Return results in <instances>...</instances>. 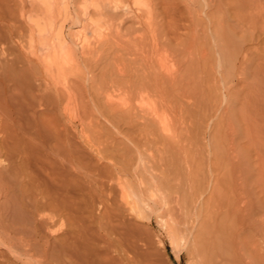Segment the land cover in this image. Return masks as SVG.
Masks as SVG:
<instances>
[{"label": "bare ground", "instance_id": "bare-ground-1", "mask_svg": "<svg viewBox=\"0 0 264 264\" xmlns=\"http://www.w3.org/2000/svg\"><path fill=\"white\" fill-rule=\"evenodd\" d=\"M80 1H81V3L79 4V8H80L79 10L82 11L83 16L87 14L89 9L92 10L91 12L93 14H98V16H99L98 19H93V18L89 17L90 20L88 18L87 19L90 22L89 21H87V22H89V24H91V26L95 32V36L96 35L98 36V38L100 40V45H101V42L104 40L103 34L107 30H109L108 33H106V34L111 35L112 27H114L113 22H114L116 15L111 16V15L107 14V11L109 9L118 8L120 4L121 5H124V3L127 4V1L129 2V0H80ZM132 1H133L134 6L137 5L138 7H140L139 10L136 9L138 11L137 13H139V14H137L135 16L136 20H137L135 24L139 27V29L138 28L136 29V33H135L134 37L133 36H132L133 38L130 37L128 41H125L122 39V37L120 35V30L117 29L116 34H117L118 41H116V43L118 44V47H119L118 50L119 51L122 50V52L125 51V53H126V51H127L129 54L131 53L130 55L133 56V58L130 61H132V60L133 61L130 62V64H132V65L134 64L135 66H134V68L131 66L128 67V65L126 64L127 62H124L127 59L125 57L121 56L122 58H124L126 60L123 59V61H122L121 57H120L119 63L116 64V62H115V65H116L115 68L117 71V76L120 77L121 79L115 77V79H112L111 82L110 81L106 82L105 80H108V79H106V77L105 78H104V76L100 77V78H102V81H100V82H102V84L100 83L99 87H98V85H97V87H98L99 91L103 90V92L98 93V95L102 96L104 98L103 101H104V104L106 107V108L104 107V111L107 109L106 110L107 113H105V114L112 116V117L116 116V118L117 117L122 118L119 120H122L123 123H124V121H125V123L127 121L126 124H128V120L135 122L134 118H136L138 116H141V117L143 116L144 119H146V115H148L153 109H157L158 107L160 108V106L170 109L172 111V116H173L172 121H171L172 126H173V134L171 137L165 138L162 141L164 143V148L168 147V149L170 148L169 150H171L172 147L174 149V146L177 147V145H178L180 147L182 135H183V132H185L184 128L182 131L181 122L177 116V114L183 115V112H182V114L179 113V112H181L179 110L183 111V109H182V107L180 108L177 106H176L177 107L176 108L174 106L175 105L174 103H176V101L179 99V97L176 98V96H177L175 94L176 87L180 86L179 84L182 83L183 81L185 82L186 81L185 79L187 77L186 78L184 77V76H186V74L185 75H182L184 73L181 74V70H183V68H182L183 66L179 69L180 72L179 71H177L176 73L173 72V74L171 72H170L171 74H168V73L164 74L159 70V67L161 64V59H162V52L161 51L164 50L161 47V44H160L161 42H159L160 41L159 40L160 39V37H159L160 36L159 31L160 30L159 29L161 26L159 27V25H157L158 21L156 20V18H154L155 15L153 16V18L145 16L146 14H144L143 10L146 11L147 8H149V7L144 9L140 6L141 3L143 6L144 0H132ZM228 1H229V3H231L233 0H227V2ZM238 1H236V2H238ZM250 1H253V0H241L242 3H239V4L241 5L245 2H247V5L243 4L244 6H246V9H247V7H248V9H250L249 7H251L250 11L252 10L253 14L251 12L250 13L248 12L249 14H251V15H249V14L248 15L249 16L253 15V17H251L249 19L255 20V17H256L255 21L259 22L260 19L262 20V24H261V22H259L260 24L258 23V25H260L259 26L260 30L258 29L259 36L262 37V35L264 36V3L263 2L261 3L258 0L257 3H260V5L258 7L257 4L252 5V2H251L250 4L253 7H255V9H254L251 5L248 4V2H250ZM31 2H32L31 4L34 8V9L32 8L33 10L32 9L31 10L34 11L33 12L34 14L31 13V14L26 16V18L28 17V24L30 26L29 44H31V43L33 44V42H39L37 47L40 46L43 51L46 50V52H47L44 55L45 57L43 56L44 58H41V57L37 58V64L44 66L43 67L44 71L43 72L40 71V74H36L37 71H35V70H37V69L34 68L35 66H33V64L31 63V61L28 57L29 53H27V55L23 59V62L25 63V65H22L24 63H22L21 60H19L21 62L20 64L22 65V67L17 66L18 59H19L18 56L20 55L19 54L16 57V53L18 52V50H17V48H18V46H17V39H18L17 35H19V33L23 31V29H21L22 31L19 30L21 28V27H19V22L21 20H19V17H18L19 16L18 12L20 13V11H18V10H20V9H18L17 3H19V6H21L20 3H22L23 4L22 7L24 9L25 0H19V2L17 0H0V264H156V262H154L155 261V259H154L155 254L153 253V252H155V250L152 249V247L154 248V246H152L154 242L152 241L153 243L150 244L149 242H151V241L147 240L148 241L147 242L145 240V239H148L149 237L144 239V237L148 236V233H144V234H146L144 236L141 235V234H143V233H141L142 232L141 230H143V232L144 231L146 232V227L143 226L145 230L142 229L143 227L141 225V221L145 218V216H148V219H149V215H148L149 213L145 211L147 209L146 207H148L149 204H152L153 208L154 207L158 208V206H159L157 203L158 202L157 201L158 196L162 197L164 195L166 199L167 198L170 199V197L172 195L171 192L170 193L166 192L167 190H168V192L170 191L169 188L166 187L167 190H164L166 192L165 193L163 191V188H165V187H163L164 185L162 184L164 182H166V183H168V182L164 181V180H166V179H164V180H162L163 182L161 183L160 181H161V179H163V177L161 176L162 178L159 180L160 177H158V175H152L151 174L150 177L146 178L147 176H145V172H144L145 170L143 172H139L138 168L140 166L138 165V166L134 167V166H132L133 164L132 165H126V166H124V168H120V169L118 168L117 165H115L117 167V169L115 168L116 170L114 172L111 171V170H114V165H113L112 166L113 169H109L108 170L109 172H107L108 174H106L103 170L107 171V168H109L110 166H108L106 169H103L106 166L104 164H103L104 166H102V165H100V163L97 164L98 161L95 162V164H97L95 166L93 163V161H95V158H93V156H91L90 153L84 151L85 149L84 150L82 149V146H81L80 141H79L78 125L70 124L73 122V120L71 122L66 121L67 123L70 122L69 123L70 125L69 124L65 125L64 123L62 124L61 121H59V119H58L59 117L56 118L55 115L57 113L55 115H54V113L58 112V109H60V111H62L61 114L63 115V117L66 114L69 115L70 113H72V115L73 114L76 115V117H79V118L81 116L85 117V114L87 113V109H86L87 107L84 104L85 101H83V97H82L83 95L79 94V91L81 90V88H78L77 87L78 85H75V83L77 82V81L75 82V79H76L77 75L80 74L79 73L80 72V65H82V63L81 64L79 63V57L81 55L84 57V56H86L85 53H88V54H91L92 60L98 61V60H100L101 55L99 56V54H97V53H99L97 51L99 46L96 48V50H94L91 43H89L90 41H88V37H87V39L82 38V42H80L76 46H71L67 42V36H66L67 33L64 32L63 21L66 22V20L69 19L70 8H72L74 4L76 5L75 0H31ZM145 2H146V0H145ZM72 3H74V4L72 5ZM210 3L211 2H209V4ZM147 4H148V2H147ZM149 4H150V2H149ZM209 4H208V6H209ZM226 4H228V3H226ZM232 4H234V3H232ZM219 5H221V7H223L222 2ZM240 5L237 7H240ZM244 6H243V8L245 9ZM143 7H145V6H143ZM233 7L236 8L235 6H233ZM73 8H75L74 11L73 10H71V11H73V12L77 11L79 13V10L76 9V8H78V6L77 7L75 6ZM219 9H220V7H218V10ZM244 9H242V11H244ZM136 10L134 11L135 14H136ZM215 10H217V9H214V12H215ZM221 10H223V9L221 8ZM170 11H171V9H170ZM35 12L37 14H35ZM149 13H150V11H149ZM88 14L91 15V13H88ZM24 15H25L24 13H21V17ZM81 15L79 16V14L76 13V20H74L75 25H76V23H77V25L79 23L80 24L82 23V21H81L82 16ZM151 15H152V13H151ZM173 15H174V13H173ZM243 15H241V13L239 14L240 17ZM254 15H255V17H254ZM118 16L119 15H117V17ZM257 16H258L259 20H258ZM80 17H81V19H80ZM211 17H213V15H211ZM243 17H245V15ZM213 18H215V17H213ZM215 19L217 20L218 18H215ZM243 19H245V18H243ZM247 19H248V17H247ZM236 21H238V20L236 19ZM59 22L60 23L62 22L61 24H63L62 25L63 27L61 25L60 26L58 25ZM175 23H176V20H175ZM193 23H195V22H193ZM211 23H212V21H211ZM217 23H218V25L220 24L219 22H217ZM248 23H250V22L248 21ZM254 23H256V22H254ZM253 24H252V26L255 25V24L254 25ZM169 25H170V23H169ZM248 25H247V27H248ZM170 26H172V24ZM214 28H213V32H214ZM250 28H252V27H250ZM68 29H70V28H68ZM193 29H191V30H193ZM24 31H23V36H24V34L26 35V33ZM134 31H135V29L133 30V32ZM169 31H171V30H169ZM221 31H222V29H221ZM216 32H220V31L218 30ZM228 33L229 32H227L226 34H228ZM226 34H225V36L227 37ZM257 35H258V33H257ZM216 36H217V38L222 37V36L218 37L219 35H216ZM259 36H257V37H259ZM69 37H70V35H69ZM229 37H231V36L229 35ZM251 37H250V42H253L254 40ZM257 37L255 38L256 40H257ZM262 38L264 39V37H262ZM20 40H21V38H20ZM79 41H81V40H79ZM221 41H222V39H221ZM230 41H232V40H230ZM230 41H228V42H230ZM228 42H226V43H228ZM233 42H235V41H233ZM218 43H220V45H221L222 42H218ZM236 43H237V41H236ZM262 44H264V43H262ZM228 45H229V43H228ZM78 47L81 50L80 55H78V52H80L77 49ZM103 47H105V46H103ZM236 47H237V44H236L235 48ZM29 48H30V46H29ZM231 49H233V48H231ZM30 50L33 51L31 48H30ZM221 50H222V48H221ZM236 51L238 52L239 50L236 49L235 52ZM37 52L38 51H35V53L33 52L30 54L33 55V54H36ZM222 52H224V50ZM262 52H264V49L262 50ZM262 52H260V53L262 54ZM43 53H45V52H43ZM224 53H226V52H224ZM239 53H240V51H239ZM237 54H236V56L239 55V54L238 55ZM233 55H235V53ZM199 56H200V54H199ZM223 56H225V55L223 54ZM88 57H90V56H88ZM91 57H90V59H91ZM206 58H208V57L206 56ZM203 59H202V62H203ZM227 59L228 58L226 57V61H228ZM235 59H237V57ZM86 60L88 61L87 58H86ZM86 60L82 59L83 62ZM113 60L115 61V59H113ZM249 61L251 62V60H249ZM255 61H257V59ZM204 62H206V60ZM212 62H213V60H212ZM229 63L231 64V62L228 61V64ZM20 64H19V66H21ZM204 64L202 63V65H204ZM247 64H246V66H247ZM258 64H260V63H258ZM205 65H208V64H205ZM177 66L179 67V65H177ZM254 66H256V65H254ZM259 67H260V65H259ZM202 68H203L202 70L204 71V68H206V66L205 67L202 66ZM241 68H242V66L240 67V69ZM262 68H264L263 65H262ZM186 69H187V67H186ZM230 70H232V69H230ZM241 71H243V70L241 69ZM244 71H243V73H244ZM256 71H257V68H256ZM258 71H257V73H258ZM262 71L264 72V70H262ZM262 71L259 72V74H261ZM111 72L113 73V71H111ZM184 72H185V70H184ZM82 74H81V78L83 79ZM188 74H189V72H188ZM226 74H228L226 76L227 78L229 76L228 79H232V77H231V76H233V75H231L232 73L230 74L231 76L229 75V72ZM254 74H256V72ZM224 76H225V74H224ZM262 76H259V77H262ZM226 77L225 78L223 77V78L226 79ZM33 78H35V79H33ZM78 78H80V76ZM92 78H94V77H92ZM188 78H189V76H188ZM95 79H96V77H95ZM117 79H119V80H117ZM221 79H222V74H221ZM241 79H243V78H241ZM32 81H33V83H35V85L32 83ZM81 81L83 82V80H81ZM84 81H87V79ZM188 81L189 80L187 79V82ZM79 82L80 81H78L77 83H79ZM108 83H111V85H108ZM244 83H246V85L247 84L249 85V81L244 82ZM244 83H241V84H244ZM223 84L224 85L226 84L225 80H224ZM44 85L46 86L45 91L44 90H43L44 92L40 91L41 87ZM49 85H51V86H49ZM81 85H82V83H81ZM259 85H261V84H259ZM84 86H85V84H84ZM217 86H220V85L216 84V87ZM139 87L141 89H140V91H137ZM255 87L258 88V84H256ZM262 87H264V86H262ZM261 88L259 86V89H261ZM78 89H80V90H78ZM186 89H188V87ZM234 89H236V88H234ZM262 90L263 89H261V91ZM177 91L179 92V90H177ZM261 91L259 90V92H258L259 94L257 93L259 95V99H258V97H257V99L260 100L259 101L260 103L262 101V98L264 99V92H263L264 90L262 91L263 97L260 96ZM230 92H232V91H230ZM184 93L187 94V92H184ZM113 94H114V96L118 97L120 99V101L126 103L128 108L122 109V108H119L118 106L117 107L113 106L112 100H111L113 98L112 97ZM231 95H233V93ZM247 95H248V93H247ZM230 97L231 96L229 95V98ZM103 98H101V99H103ZM244 98L246 99L245 96H244ZM82 101H83V103H82ZM134 101H138L139 103H141V105L143 106V109H145L143 111L139 110L140 114L136 113L138 111V110H136L137 108L135 109L136 112L133 109L132 103ZM247 101L245 100V103ZM257 103H258V101H257ZM244 105H245V109H246V106H247V108L249 107L248 106L249 104H244ZM256 105H254L255 110L258 107V104H256ZM59 106L62 107V109L57 108ZM134 107H135V105H134ZM213 107H215V106H213ZM241 107L242 106L240 105V108ZM259 107L257 108L259 111L258 110L255 111L253 107L248 109V110H252L253 112L255 111L254 115L256 116V119H255L254 115H253L254 119L250 117L251 119H253V121L252 120L250 121L251 123L250 122L246 123L245 121L248 122L250 120V118H248V117L251 116L250 114H252V113L248 111L249 113L247 112L245 114V112H244V114L247 115V117H245L247 120H245L243 118L245 120L243 123H246L249 126L248 128L244 127V130L246 129L244 131L246 137H244V138L248 139V144H250L251 146L253 144L254 148H256L255 146H257L258 149L261 151V152L259 150L256 151L257 153L259 152L258 156L256 154L258 160L256 157H253V159L254 158L256 159L257 162H255L254 164H256V165L258 164V166H256V165H253V166H256L255 169H257V167L259 169L258 178H257V176H255V178L257 179L259 184H261L263 187L261 189V191L262 190L264 191V112H263L264 110L262 111V109L261 108L259 109ZM261 107L264 108V103H263V106H261ZM55 108L57 109V111H55ZM243 108H244V106L242 107V109ZM185 109H186V107L184 108V110ZM245 109H243L242 111H244ZM240 112L241 111H239V113ZM188 114H189V111H188ZM190 114H191V112H190ZM208 115H209V113H208ZM219 116H221V115L219 114ZM63 117H61L63 119L62 122H65ZM257 117L259 118V120L257 119ZM116 118L114 117V120H116ZM123 119H125V120H123ZM146 120L147 121L145 123L142 122L140 124V127H142V129H145V127L146 128L147 127L148 128L158 127L156 124L157 122L152 123L151 121H148V118ZM221 120H222V117H221ZM226 121H228V120H226ZM119 122L120 121H118V124H119ZM184 124H185V122H184ZM130 126H132V125H130ZM227 126H228V124H227ZM244 126H247V125H244ZM185 127H186V125H185ZM229 127H230V125H229ZM116 128H117V126H116ZM233 128H234V122H233ZM233 128L231 129V127H230V130L234 131ZM249 128H250V130H249ZM139 130H140V128H139ZM186 130H187V128H186ZM146 131H147V129H146ZM246 131H247V133H246ZM248 136L250 139L248 138ZM146 137H147V135H146ZM156 137H158V136H156ZM231 137H233V135ZM159 138H162V137H159ZM249 140H251L252 142ZM162 141L160 139L159 143H161ZM225 142H227V141L225 140ZM245 144H246V142H245ZM200 145H202V144H200ZM191 146H193V145H191ZM182 148L184 149V147H182ZM239 148H240V146L238 147V149ZM254 148H253V150L255 152V150H257V149H254ZM231 149H232V146L230 147L229 150H231ZM246 149L247 148H245V149L243 148L242 151H244ZM163 150L164 149H162L161 151H163ZM229 150H228V152H229ZM233 150H235V149L233 148ZM233 150H231V151H233ZM239 150H241V149H239ZM154 151H157L156 153H161L160 149H156ZM186 152H189V151H186ZM233 153H235V151ZM179 154H178V156H179ZM193 154H191V155H193ZM230 154L232 155V157H231L232 160L234 159V162H233L234 165L232 167H235V168L236 167L238 168V166L240 167L239 164H240L241 160H239V158L242 159L243 162L248 160V159L247 160L243 159L242 155L239 157V153L232 154V152H231ZM247 154H245V155L248 156ZM222 155H221V157H222ZM226 155L228 156L227 159H229V161H230L231 155H229L228 153ZM163 157H164V155H163ZM165 157H166V155H165ZM154 158L155 157H152V159H154ZM182 158L184 159V157H182ZM186 159H188L187 156H186ZM84 162H85V164H83ZM142 162H144L143 158L140 159V163H142ZM218 162H220V161H218ZM230 163L231 162H229V164L226 165V167L227 166L229 167ZM159 165H158V167H159ZM217 165L220 166V164H217ZM146 166H147V164H146ZM192 167H193V165H192ZM192 167H191V169H192ZM215 167H212V168H214L213 170L216 169ZM241 167H242V164H241ZM81 168L85 172H83L81 170ZM142 168L144 169V167H142ZM196 168H198V166H196ZM212 168H211V170H212ZM219 168L221 169L222 166L218 167V169ZM230 168H231V166L229 167V169ZM237 168L235 170H237ZM220 169H219L220 172L217 170L219 173H221V171L223 170V169L222 170H220ZM234 169H232V170H234ZM242 169H243V167H242ZM246 169L247 168H244V172ZM163 170L165 172L164 168L162 169V172H163ZM232 170L230 169L231 173L234 172ZM171 171L169 174H171ZM150 172H151V170H150ZM190 172H191L192 176H193V174L196 173L195 172L192 174L193 171H191V170H190ZM218 172H217V174L219 176L220 174ZM223 172L225 173V171H223ZM228 172H229V170H228ZM230 172H229L230 176H229V174H227L228 176H226L224 173L223 174L221 173V175H223V176L225 175L226 177H231V179L233 181L231 179H228V178H226V180H230L231 185H232V183L234 185L236 183L234 181H235L237 175L235 174L236 175L235 176L234 174H231ZM163 173H161V169H160V174H163ZM235 173H236V171H235ZM156 174H158V173L156 172ZM217 174L215 173V175H217ZM122 175L127 176L128 178L130 177V179H132L135 182L139 181V183L141 185V186L139 185L140 188L138 187V189L135 190L134 185H132V184L130 185L128 182L123 181L121 179L120 176H122ZM188 175H190V174H188ZM231 175H233V177ZM240 175H242V174H240ZM248 175H249V173H248ZM83 176H85V177H83ZM114 176H117V177L114 178ZM171 176H173V175H171ZM174 176L176 178V175H174ZM192 176H191V178H193ZM196 176H195V178H196ZM171 178L169 176L168 179H171ZM216 178H217V176H216ZM218 178H220V177H218ZM222 178H220L221 181L223 183H224V181L226 182V180H224L225 178L223 179L224 181L222 180ZM255 178H254V181H256ZM114 179H116V181ZM188 179H190V178H188ZM220 179H217V180L215 178L213 179V180H216V182L213 181L211 184V186H212L213 183L215 182L214 183V189L212 186L213 190H211V192H210L212 194L209 198V202L207 203V201H208L207 200L206 205H204V206H208V207H206L207 210H204V211H206V214L204 216H202V218L200 220V223H199L200 230L198 232L196 231L195 232L196 234L194 233L195 237L194 238L192 237L193 240H191L189 238L191 240V242H189V245H190L189 248L187 247L188 253L190 252L188 255H191L190 257H192L193 264H220V263L223 264L222 261L227 256L226 254H228V252L234 251L235 253L233 252V254H236V252L240 254V252L236 251V250H238L240 248L239 244L241 242L243 246L241 244L240 245H241V248H244L243 251L244 250L246 251L248 249V252H250V253H248L246 251L247 254H250L249 255L250 256V262L248 260L249 264L250 263L251 264H264V227H262L264 225H261V228H258V226L254 227L253 226V224H255L254 220L249 221V219H248L249 217L252 218L255 215V214L253 215L252 213L254 211H256V209H258V208L254 209L253 207H249V208H252L253 211H251V213H250L249 211L251 209L248 210V212L251 215H247L248 218L247 219L244 218V221L245 220L249 221L250 224H249V226H246V229H243V228L241 229L240 226L242 224L239 225V223L236 222L238 220L236 218L239 217V215H240L239 213L241 212L240 210H238L239 213H236V210H237L236 208L240 207L239 205L238 206H236L237 204L235 205V207H236L235 208L236 210L234 209L235 212H233V210H231V211L229 210V209L234 208V207H228L231 205L226 206V208H229V209H227V211L229 210L228 213H225L226 211H222L223 208L224 209H226V208L221 207V206H223L221 204L223 197H221V196H224V195L220 196L221 192L219 193V191H221V188H223L224 186L223 187L219 186L222 183L220 181ZM83 180H84V182L86 181L85 185H87V187L83 186L84 185V183H82ZM198 180H200V179H198ZM175 181H176V179H175ZM241 181H242V178H241ZM150 182L152 183V188L148 187V190H147L145 187H143V186H145V184H146V186L149 185ZM192 182H193V180L190 181L191 184H192ZM219 182H221V183H219ZM166 183H165V185H166ZM170 183H171V181H170ZM172 183H174V182H172ZM185 183H184V185H185ZM228 183H229V181L226 182V184H228ZM243 183L244 182H242V184ZM179 184L180 183H178V185ZM192 185H193V187L190 186L191 190H193V188L195 186H197L196 182H195V185H194V183ZM201 185L202 184L200 183L198 185L197 189L195 187L193 193L190 192L191 197H194L196 199V198L200 197V195L201 196L203 195L202 193L205 192V190L204 191L202 190V192L200 191V188L202 187ZM223 185H225V184H223ZM199 186H201V187L199 188ZM221 186H222V184H221ZM187 187H189V186H187ZM249 187H250V185H249ZM181 188H182V186H181ZM226 188H228V187H226ZM235 188L236 187H233V189H235ZM237 189H239V188H237ZM217 190H218V192H217ZM147 191L149 192L148 193L149 196L145 197V195H146L145 193ZM222 191H223V189H222ZM232 191L234 192V191H236V189L232 190ZM245 191H246V189L242 191L243 194H245L244 196H246V194H247L246 192L249 190L247 189V191L246 192ZM229 192H230V194L232 193V195L234 194L231 191H229ZM242 192H240V193H242ZM235 193H237V192H235ZM250 193H248V194H250ZM165 194L168 195V197ZM224 194H226V193H224ZM260 194H261V192H260ZM260 194H258V195H260ZM219 196L221 197V201L219 199L220 198ZM233 196H234L233 198L238 197V196L235 197V194ZM227 197H226V199H227ZM161 199H163V198H161ZM198 200H199V198H198ZM249 200H252V199H249ZM223 201H225V200H223ZM227 201H229V200L227 199ZM236 201L237 200L234 201L233 206L236 203ZM189 202H191V199L189 200ZM204 203H205V201H204ZM251 203H253V202H251ZM160 204H163V203H160ZM200 204H202V203H200ZM223 204H224V202H223ZM182 205H184V203ZM187 205L189 206L190 204H187ZM246 205L249 206L248 203ZM160 206L162 207V205H160ZM149 207H151V206H149ZM183 207H185L186 210L188 209V211H189V208L186 207V204ZM155 208L153 210V211H155V213L160 210L158 208L159 210L156 211L157 209L155 210ZM169 210H170V208H169ZM172 210H173V208H172ZM190 210H192V209H190ZM151 211L149 209V212H151ZM164 211L167 212L166 209ZM198 211H199V209H198ZM159 212H158V214H160ZM169 212H167V213H169ZM155 213H154V216H157V214H155ZM163 213H164V215L166 214L165 212H163ZM163 213L161 214V216L163 215ZM150 214L153 215L152 213H150ZM233 214H235V215L238 214L237 216L234 215L236 217L235 219L233 218L234 221L236 220L235 223H234V221H232L233 222L232 225L233 224L239 225V226L236 225L235 228H234V226L232 227V225H230L231 224L230 219H232L231 216L234 217ZM187 215H188V213L185 216H187ZM196 215L200 216L199 212ZM158 216L160 217V215H158ZM243 217L241 215L239 217V218H241L240 220L243 221ZM145 219L148 220L147 218H145ZM183 219H185V218H183ZM195 220L198 221L197 219H195ZM251 222H252V226H251ZM179 224H178V226H179ZM244 224L245 223H243V225ZM246 224H248V223H246ZM257 224H258V222H257ZM261 224H262V222H261ZM178 226H174V224H173L172 228H170L173 231V236H170V237H172L171 243H173V244H174V242L177 243V241H178L177 237H179V234L181 231L180 228H182V227H178ZM236 227H238V228H236ZM240 230H241V232L239 235V232L237 234L236 231H240ZM181 232H184V230ZM170 233H171V231H170ZM242 234H244L245 236ZM239 236H241L243 239ZM238 237L241 238V239H239V241L240 240H242V241L239 242L237 239ZM189 239H188V241H189ZM237 242H239V243L237 244ZM237 246H239V248ZM152 250H153V252H152ZM241 253L244 254L245 252L243 253L241 251ZM246 253L244 254V256L246 255ZM230 254H232V253L228 254V257L231 258L230 261L232 259H236L239 256V255L233 256V254H232V256L234 257V258H232V256ZM153 256H154V258H153ZM244 256L241 255L239 257L243 258ZM228 257H226V258L228 259ZM226 258H225V260H227ZM238 258H237V261H238ZM246 258H247V256H246ZM252 258H253V260H256V262H254L252 260ZM227 261L229 262L228 264H230L229 259ZM223 262L225 263L226 261H223ZM232 262L235 263L233 260H232ZM252 262H254V263H252ZM237 263H239V262H237ZM248 263L246 262V264H248Z\"/></svg>", "mask_w": 264, "mask_h": 264}, {"label": "rangeland", "instance_id": "rangeland-1", "mask_svg": "<svg viewBox=\"0 0 264 264\" xmlns=\"http://www.w3.org/2000/svg\"><path fill=\"white\" fill-rule=\"evenodd\" d=\"M17 1L19 2V0H17ZM75 1H76V5L74 4L75 2L72 3V5L74 4L76 7L78 6V8H76V9L79 10L80 9L79 8V4L81 3V1L80 0H75ZM131 1L129 0V2L127 1V4H125V3H124V5L120 4L118 8L109 9L107 11V14H109L111 16L112 15H116V17H117V15H119V16L117 18L115 17V19H114V22H113L114 23L113 24L114 27H112L111 35H107L106 34V33H108L109 30H107L103 34L104 35V40L101 42V45H100V40H99L98 36L97 35L95 36L94 30H93L91 24H89V22H90L89 21L90 20L89 17H91L93 19H98L99 18L98 14H93L91 12L92 11L91 9H89L88 12H87V14L91 13V15H89V14L87 15L86 14V15L83 16L81 10H79V13L77 11L73 12L74 9H75V8H73V7H75L73 5V7L70 8V17H69V19L70 18L71 19L70 20L69 19L66 20V22L63 21L64 27L62 26L63 24H61L62 22L61 23L59 22L58 25L59 26L61 25L63 27V29H64V32L67 33V35H66L67 36V42L71 46L78 45L80 42H82V38L83 39L84 38L87 39V37H88V41H90L89 43H91V45L93 46L94 50H96V48L99 46L100 49L99 48H98L99 50L97 49V51L99 52L97 54H99V56L101 55V57H100V60H98V61L92 60L91 54H88V53H85V55L86 56L87 55L90 56L91 59L88 56L87 57L84 56L85 57L84 58L81 55L79 57V63L80 64L82 63V65H80V72H79L80 74L77 75V77L75 79V82L76 81L77 82L80 81V82L79 83L76 82L77 84L75 83V85H78L77 87L81 88V90L80 89H78V90H80L79 94L83 95L82 96L83 97V101H85L84 104L87 107L86 108L84 106L87 109V113H86L87 115L85 114V117L81 116L79 118V117H76V115H74V114L72 115V113H70L71 115L68 113L69 115L66 114L63 117V115L61 114L62 111H60V109H58V112H55L54 115L57 113L55 116H56V118L59 117L58 119H59V121H61L62 124L64 123L65 125H67L73 120V122L70 123V124L78 125L79 141H80V144L82 146V149L83 150L85 149L84 151L90 153V155L93 156V158H95V161H93L95 166L97 164H99V163L102 166H104V165L106 166L103 169H106L108 166H110L109 168H107V171L103 170L106 174H108L107 172H109L108 171L109 169H113V167H112L113 165H114V170H111V171L114 172L117 169V167L115 165H117L118 168L120 169V168H124V166H126V165H132L133 164L132 166H134V167H136L138 165L141 167V168L140 167L138 168L139 172H143L145 170L144 172H145V176H147L146 178L150 177L151 174H152V175H158V177H160L159 180L163 177V179H161V181H160L161 183L163 182L162 180L166 179L164 181H167L168 183H166V182L162 183L164 185V186L163 185L162 186L165 187V188H163V191L167 190L166 187H168L170 191L168 192V190H167L166 192L167 193L171 192L172 195H171L170 199L169 198L166 199L164 195L162 197L158 196V199H157L158 202L157 203L159 205L158 208L161 211L163 209L164 210L166 209L167 212H169V211L170 212L167 213L164 210L161 212L158 208L154 207L155 210L157 209L156 211H158V210L160 211V212L158 211L160 214H158V212L155 213V211H153L154 208H153L152 204H149L148 207H146L147 209L145 208L146 209L145 211L149 213V214L147 213L149 215V219H148V216H145V218H147L148 220H146L144 218L141 221L142 227L143 226L146 227V232L145 231L143 232V230H141L142 231L141 233H143L141 235L144 236V235H146L144 233H148V236L144 237V239L149 237L148 239H145V240L146 241L147 240L151 241V242H149L150 244L154 242L153 245H152V246H154V248L152 247V249H154L155 252H153V250H152V252L155 254V258H154V256H153V258L155 259L154 262H156V264H193L192 257H190L191 255H188L190 252L188 253V251H187L189 246H190L189 242H191V240H193V238L195 237L194 233L196 231L198 232L200 230V227H199L200 220H201L202 216H204L206 214V211H204V210H207L206 207H208V206H204V205H206V201L207 200H208L207 203L209 202V198H210V196L212 194L210 192H211V190L214 189V183L216 182L217 179H220L222 177H223L222 180L224 178H225L224 180H226V178L231 179V177H226V176H228L227 174H229L230 169L232 170V169L235 168V167H232L234 165L233 164L234 159L232 160V158H231L232 157V155L230 154L231 152H232V154L239 153V157L242 155L243 159H245V160L248 159V160L243 162V160L239 158V160H241V162H242L241 163L239 161L240 162V164H239L240 167L239 166H238V168L236 167L237 170H235L236 168L234 170H232V171H234L233 173L230 172L231 174H234V175L236 174L237 175V177H236V179L234 181V182H236L235 183L236 185L235 184L233 185V183L231 185V181L230 180H226V182L229 181V183H228L229 185H228V184H226V182L224 180H223L224 181V183H223L221 181V179H220V181L222 183L221 182H219V183H221L222 186H221V184L219 186L220 187L224 186L223 188H221V191H219V193L221 192L220 196L224 195V196H221V197H223L222 202H221V204L223 206H221V207H225L226 208V206H228V205H231V206H228V207H234L232 209H229V208L224 209L223 208L222 211H226L225 213H228L229 210L230 211L233 210V212H235L236 209H237L236 213H239L238 210H240L241 212L243 211L242 213L241 212L239 213L240 214L239 217L241 215H242V217L244 216L243 217V221L240 220L241 218H239V217L236 218L235 217L238 214L237 215L233 214V216L234 215L235 216L234 217L231 216L232 219L229 218L230 221H231L230 225H232V223H233L232 221H234L235 218L238 219L237 221L236 220L235 221L237 223H239V225L240 224L243 225V223H245L243 226L241 225L242 227L240 226L241 229L242 228L246 229V226H249V224H250L249 223L250 220H252V221L254 220V223H255V224H253L254 227L258 226V228H261V225H264V193H263L264 191L263 190H262L263 192L261 191V189L263 187H262L261 184H259V182L255 178V176H257V178H258L259 169H258V167H257L258 170L255 169L256 166H258V164L257 165L254 164L257 161H256L255 158L253 159V157L257 158L259 152L257 153L256 151H258L259 149H258L257 146H255L256 148H254L253 144H252V146L250 144H248V139L244 138V137H246V135L244 133V131L246 129L244 130V127L245 128L249 127L248 124H246V123H249L251 120L253 121V119H254L253 115L255 114L254 112L258 110L257 108L261 104H262L261 106H263V103H264V99L262 98L263 97L262 95H263V92H264L263 91L264 87H262V86H264V77H263L264 76V72L262 71V70H264V68H262V65L264 67V64H263L264 63V61H263L264 60V52H262V50L264 49L263 48L264 44H262V43H264V39L262 37H264V36L263 35H262V37L259 36V31H258V29L260 30V28H259L260 25H258V23L261 22V24H262V20L260 19L259 22L255 21L256 20L255 15H254L255 20L249 19V18L253 17V15L249 16V15H251L249 13L250 12L252 13V10L250 11L251 7H249L250 9H248V7H247L248 10L246 9V6H244V5H247V2H245L246 4L243 3L244 5L241 4L242 5L241 6L239 4V3H242L241 0H239V1L238 0H233L232 2L230 1L231 3H229V1L227 2V0H211V1L210 0H164L165 2L163 0H154V1L153 0H146V2H145V0H144L143 1L144 2L143 6H145V7H143L142 3H141L140 6L142 8L146 9L147 7H149V8H147L146 11L143 10L144 14H146L145 16L153 18V16L155 15L154 18H156V20L158 21L157 22L155 20L158 23L157 25H159V27L161 26L160 29L158 28L160 30L159 31V35H160L159 36L160 37L159 40L160 41L159 42H161L160 43L161 47L164 50L161 49L162 50L161 51L162 52V59H161V64H160L159 70L162 73H164V74H167V73L168 74H171V73L173 74V72L176 73L183 66L182 67L183 70H181V74L184 73L182 75L186 74V76H184V77L185 78L187 77L185 79L186 81L185 82L183 81L184 83L182 82V83L179 84L180 86L176 87L175 94L177 96L176 95L175 96H176V98L179 97V99L177 100L178 102L176 101V103H174L175 107L176 106L180 107V108L182 107V109H183V111L179 110V111H181L179 113L182 114V112H183V115L177 114V116L180 119L182 131H183V128H184L185 129L184 131L186 133L183 132L182 139H181V142H180V147L181 148L177 145V147L174 146V149L172 147L171 150H169L170 148L168 149V147L164 148V143H163L162 140L165 139V138L171 137L172 134H173V126H172V122H171L173 116H172V111L170 109L162 107V106H160V108L158 107L157 109H153L148 115H146V119L148 118V121H151L152 123H156L157 122L156 124H157L158 127H151V128H148V127L146 128L145 127V129H142V127H140V124L142 122L145 123L147 121L146 119H144L143 116H142L143 118L141 116H138V117L134 118L135 122L128 120V124H126L127 121H126V123H125V121L123 123L122 120H119V119H122V118H119V117L116 118V116L113 115L116 118V120H114V117L105 114V113H107L106 112L107 109L104 111V107H105V104H104V101H103L104 98L102 96L98 95V93L103 92V90L102 91L98 90L99 84L100 83L102 84V82H100V81H102V78H100V77H103V76H104V78L106 77V79H108V80H105L103 78L106 82L107 81L111 82L112 79H115V77L121 79L120 77L117 76V71H116V68H115L116 67L115 62H116V64L119 63V60H120L121 56L125 57L127 59L126 60V59L121 57L122 61H123V59L126 60L124 62H127L126 64L128 65V67L131 66V67L134 68V66H135L134 64L133 65L130 64V62L133 61V60L130 61L133 58V56L130 55L131 53L129 54L127 51L125 53V51L122 52V50L119 51L118 50V48H119L118 44L116 43V41H118L117 34H116V30L117 29L120 30V35H121L122 39L125 40V41H128L129 38L132 37V36L134 37V35L136 33V29L137 28L139 29V27L135 24L136 21H137L135 16L137 14H139V13H137L138 11L136 9L139 10L140 7H138L137 5L134 6L133 5V1L132 2ZM236 1H238V2H236ZM259 1L261 3L262 2L264 3V0H259ZM147 2H148V4H147ZM149 2H150V4H149ZM209 2H211V3L209 4ZM221 2H222V6L223 7H221V5H219ZM251 2H252V5L257 4L258 7L260 5V3H257L258 0L250 1V2H248V4L251 5L250 4ZM31 3H32L31 0H25L24 9L22 7L23 6L22 3H20L21 6H19V3H17L18 9H20V10H18V11H20V13L18 12V15H19L18 17H19V20H21L19 22V27H21L19 30H21V29H23V31L25 30L24 32L27 35L26 36L24 34V36H25L24 37L22 30H21L22 32H20L19 35H17V37H18V39H17V46H18L17 50H18V52L16 53V57H17V55L20 54L18 56L19 59H18L17 66L18 67H22V65H25V63L23 62V59L25 58L27 53H29L28 57H29L31 63L33 64V66H35L34 68L37 69V70H35V71H37L36 74H40V71H42V72L44 71V68H43L44 66L40 65V64H37V58L38 57L39 58L40 57L44 58L45 57L44 55L47 52H46V50L43 51L40 46L37 47L39 42H33V44L32 43L29 44V40H30V26L28 24V17L26 18V16L34 12V11H32L34 8H33ZM226 3H228V4H226ZM232 3H234V4H232ZM237 3L240 5L241 8L237 7V6H239ZM208 4H209V6H208ZM233 6H235L238 10L236 8H234ZM243 6L245 7L246 10L243 8ZM218 7H220L219 10H218ZM221 8L223 10H221ZM253 8L255 9V7H253ZM170 9H171V11H170ZM214 9H217V10H215V12H214ZM242 9H244V11H242ZM71 10H73V11H71ZM135 10H136V14L134 12ZM149 11H150V13H149ZM36 12H35V14L38 13V12L37 13ZM21 13H24L25 15L21 17ZM76 13L79 14V16L82 14L81 15L82 19L80 17L82 23L81 24L79 23L80 25L79 24L77 25V23L75 25V23H74L75 22L74 20H76ZM151 13H152V15H151ZM173 13H174V15H173ZM240 13H241V15L244 14L245 17H243L244 16L243 15V16H241L242 17L241 18L239 16ZM211 15H213V17L218 18V19L216 20L215 18L211 17ZM247 17H248V19H247ZM243 18H245V19H243ZM257 18H258V16H257ZM236 19L238 21H236ZM175 20H176V23H175ZM258 20H259V18H258ZM87 21H89V22H87ZM211 21H212V23H211ZM248 21L250 23H248ZM193 22H195V23H193ZM217 22H219L220 24L218 25ZM254 22H256V23H254ZM169 23H170V25L172 24L173 27L170 26ZM252 24L254 26H252ZM247 25H248V27H247ZM250 27H252V28H250ZM68 28H70V29H68ZM213 28H214V32L216 34L213 32ZM134 29H135V31L133 32ZM191 29H193V30H191ZM221 29H222V31H221ZM169 30H171V31H169ZM218 30L220 32H216ZM227 32H229L230 34L229 33L226 34ZM257 33H258V35H257ZM225 34L227 35V37L225 36ZM69 35H70V37H69ZM216 35H219L218 37H221V36L222 37L221 38H217ZM229 35L232 38L229 37ZM249 36L250 37L252 36L251 38H253V40H254L253 42H250V37ZM257 36H259V37H257ZM256 37H257V40L255 39ZM20 38H21V40H20ZM221 39H222V41H221ZM229 39L232 40V41H230ZM79 40H81V41H79ZM217 41L218 42H222L221 45ZM228 41H230L231 43L228 42ZM233 41H235V42H233ZM236 41H237V43H236ZM226 42H228L229 45ZM236 44H237V47L235 48ZM29 46H30V48L33 51L30 50ZM103 46H105V47H103ZM221 48H222V50H221ZM231 48H233V49H231ZM77 49H78V51H80V52H78V55H80L81 50L79 49V47ZM236 49L239 50L240 53H239V51L235 52ZM223 50L226 53L222 52ZM35 51H38V52L36 54H33V55L30 54V53H33V52L35 53ZM43 52H45V53H43ZM260 52H262V54ZM234 53H235V55H233ZM199 54H200V56H199ZM223 54L225 56H223ZM236 54L238 56H236ZM206 56L208 58H206ZM226 57L228 58L227 60L229 62H231V64L230 63L228 64V61H226ZM236 57H237L238 60L235 59ZM81 58L84 59V60H86V58H87L88 61L86 60V61H84L85 62L84 63ZM113 59H115V61ZM202 59H203V62H202ZM256 59H257V61H255ZM19 60H21V62L24 63V64L21 65L20 64L21 62ZM205 60H206V62H204ZM212 60H213V62H212ZM249 60H251V62ZM257 62L260 63V64H258ZM202 63L203 64L204 63L208 64V65H205V64L202 65ZM19 64L21 66H19ZM246 64H247V66H246ZM177 65H179V67ZM254 65H256V66H254ZM259 65H260L261 68L259 67ZM202 66L203 67L206 66V68H204V71L202 70L203 69ZM241 66H242L241 69L243 71L245 70L244 73L240 69ZM186 67H187V69H186ZM256 68H257V71L259 70L258 73L256 71ZM230 69H232L233 71L230 70ZM184 70H185V72H184ZM111 71H113V73ZM227 71L229 72V75L232 73L231 75H233V76L230 75L232 77V79H228L229 76H228V78L226 77L228 75V74H226V73H228ZM261 71H262L263 74L262 73L259 74V72H261ZM188 72H189V74H188ZM255 72H256L257 75L254 74ZM81 74H82L83 79L81 78ZM221 74H222V79H221ZM224 74H225V76H224ZM79 76H80V78H78ZM188 76H189V78H188ZM259 76H262L263 78L259 77ZM92 77H94V78H92ZM95 77H96V79H95ZM223 77L224 78L226 77V79H224ZM241 78H243L244 80L241 79ZM33 79H35V78H33ZM80 79L83 80V82ZM86 79H87V81H84ZM119 79H117V80H119ZM187 79L189 80L188 82H187ZM223 79L226 82L225 85L223 84V82H224ZM248 81H249V85L248 84L246 85V83H244V82H248ZM32 83H33V81H32ZM81 83H82V85H81ZM83 83L85 84V86H84ZM241 83H244V84H241ZM33 84L35 85V83H33ZM216 84L217 85L219 84L220 86L216 87ZM256 84H258V88L255 87ZM259 84H261V85H259ZM97 85H98V87H97ZM108 85H111V83H108ZM49 86H51V85H49ZM259 86H260V88L262 87L261 89H263L262 90L263 92L261 91V89H259ZM187 87H188V89H186ZM234 88H236V89H234ZM45 89H46V86L44 85V86L41 87L40 91H43V90L45 91ZM140 89L141 88L139 87L137 91H140ZM177 90H179V92ZM259 90L261 91L260 96H262L261 97L262 98L261 103L259 102L260 100H258L259 99V95H258L259 94L258 93ZM230 91H232V92H230ZM184 92H187V94L184 93ZM232 93H233V95H231ZM247 93H248V95H247ZM229 95L231 96L230 98H229ZM244 96L246 97V99L244 98ZM100 97L103 98V99H101ZM112 97L113 98L111 100H112V105L113 106H116V107L118 106L119 108H122V109H127L128 108L127 104L122 102V101H120V99L118 97L114 96V94L112 95ZM257 97H258V99H257ZM244 99L246 101L247 100L248 101L245 103ZM83 101H82V103H83ZM257 101H258V103H257ZM132 104H133L132 106H133L134 111L136 112V110H138L136 112L138 114H140L139 112L141 110L142 111L145 110V109H143V106L141 105V103H139L138 101H134ZM244 104H249L248 105L249 107L247 108V106H246V109H245V105ZM256 104H258V107L255 110L254 105H256ZM134 105H135V107H134ZM240 105L242 107L244 106V108H243V109H245L244 111H242L243 109H242V107L240 108ZM213 106H215V107H213ZM261 106L259 107V109L261 108L262 111H263L264 108L261 107ZM185 107H186L187 110L186 109L184 110ZM251 107L254 108V110H255L254 112L252 110H248ZM57 108H61L62 109V107H60V106L57 107ZM55 111H57L56 108H55ZM188 111H189V114H188ZM239 111H241V112L239 113ZM248 111L252 113V114H250L251 116H249L248 118L251 117L253 119L250 118V120L248 119L249 121L247 122V121H245V120H247L245 118V117H247V115H245V114ZM190 112H191V114H190ZM244 112H245V114H244ZM208 113H209V115H208ZM219 114L221 116H219ZM61 117L64 118L65 122L66 121H70V122L69 123L62 122L63 119ZM221 117H222V120H221ZM225 119L228 120V121H226ZM255 119H256V116H255ZM257 119L259 120L258 117H257ZM117 120L120 121L119 124H118ZM123 120H125V119H123ZM182 120L185 122V124H184V122ZM244 121L246 123H243ZM233 122H234V128H233ZM227 124H228V126H227ZM130 125H132V126H130ZM185 125H186V127H185ZM229 125H230L231 129L232 128L234 129V131L230 130ZM244 125H247V126H244ZM116 126H117V128H116ZM139 128H140V130H139ZM186 128H187V130H186ZM146 129H147V131H146ZM249 130H250V128H249ZM132 132L133 133L135 132V133L133 134ZM246 133H247V131H246ZM146 135H147V137H146ZM232 135H233V137H231ZM156 136H158V137H156ZM159 137H162V138H159ZM248 138H249V136H248ZM160 139L162 141L161 143H159ZM225 140L227 142H225ZM249 141H251V140H249ZM245 142H246V144H245ZM200 144H202V145H200ZM191 145H193V146H191ZM231 146H232L231 150H233V148L235 150H233V151L229 150ZM239 146H240L239 149H241V150L238 149ZM182 147H184V149ZM252 147L254 149H257V150H255V152H254ZM243 148L244 149L247 148L248 150L246 149L247 151L246 150L242 151ZM156 149H160V151L162 149H164V150L161 151V153H156L157 151H154ZM227 149L229 150V152H228ZM186 151H189V152H186ZM234 151H235V153H233ZM227 153L229 155H231L230 156V161H229V159H227L228 158V156L226 155ZM178 154H179V156H178ZM191 154H193V155H191ZM245 154H247L248 156H246ZM256 154H257V156H256ZM163 155H164V157H163ZM165 155H166V157H165ZM221 155H222V157H221ZM181 156L184 157V159ZM186 156H187L188 159H186ZM152 157H155V158L152 159ZM141 158H143V160H144V162H142V163H140V159ZM257 160H258V158H257ZM97 161H98V163L95 164V162H97ZM218 161H220V162H218ZM215 162L217 164H220V166H222V168L221 169L219 168V169L220 170L223 169L221 171V173L223 174L224 173L223 171H225L224 174L226 176L225 175L223 176V175H221V173H219L220 171H219L218 167H220V166L217 165ZM229 162L232 163V164L230 163V165H229V167L231 166L230 169H229L228 166L226 167V165H228ZM83 164H85V162ZM146 164H147V166H146ZM241 164H242L243 169L241 167ZM158 165H159V167H158ZM192 165H193V167H192ZM253 165H256V166H253ZM196 166H198V168H196ZM250 166L251 167L253 166V167L251 168ZM142 167H144V169ZM148 167L149 168L151 167V168L149 169ZM191 167H192V169H191ZM212 167H215L216 171L213 170L214 168H212ZM163 168L165 169V172L163 170L164 173L162 172ZM211 168H212V170H211ZM244 168H247L245 170V172H244ZM160 169H161V173H163V174H160ZM227 169L229 170V172H228ZM81 170H82V168H81ZM150 170H151V172H150ZM154 170L158 174H156V172ZM190 170L193 171L192 174L195 173V172L196 173L193 174V176H192ZM82 171L85 172L84 170H82ZM170 171H171V174H169ZM235 171H236V173H235ZM217 172L221 176L220 175L218 176ZM215 173L217 175H215ZM248 173H249V175H248ZM188 174H190V175H188ZM240 174H242V175H240ZM171 175H173V176H171ZM174 175H176V178H175ZM169 176H170V178L171 177L172 178L168 179ZM191 176L193 178H191ZM195 176H196V178H195ZM216 176H217V178H216ZM229 176H230V174H229ZM231 176L233 177V175H231ZM83 177H85V176H83ZM115 177H117V176H114V178ZM120 177H121V179L123 181L128 182L130 185L131 184L134 185L135 190L138 189V187L140 188V186H141L139 181L135 182L132 179H130V177L128 178L127 176H123V175L120 176ZM218 177H220V178H218ZM188 178H190V179H188ZM214 178L216 180H213ZM241 178H242V181H241ZM254 178H255L256 181H254ZM116 179H114V180L116 181ZM175 179H176V181H175ZM198 179H200V180H198ZM191 180H193L192 184L194 183V185H195V182H196V185H197V186H195L196 189H197L198 185L201 183L202 187L199 186V188L201 187L202 189L200 188V191L202 192V190L203 191L205 190V192L202 193L203 195L202 196L200 195V197H198L199 200H198V198L195 199L194 197H191V193L190 192L193 193L194 189H195V187H194L193 190H191V187H193V185L190 183ZM170 181H171V183H170ZM213 181H215V182L212 185L213 186V189H212L211 184H212ZM172 182H174V183H172ZM242 182H244V183L242 184ZM82 183H84V185L82 184L84 187H87V185H85L86 181L84 182V180H83ZM165 183H166L167 186L165 185ZM178 183H180V184L178 185ZM184 183H185V185H184ZM223 184H225L226 186L223 185ZM248 184L250 185V187H249ZM181 186H182V188H181ZM187 186H189V187H187ZM232 186L236 187L235 188L236 191H234V192L232 191V190H235V189H233ZM143 187H145L148 190V187L152 188V183L150 182V184L147 185V186L145 184V186H143ZM226 187H228V188H226ZM237 188H239V189H237ZM244 188L246 189V191H247V189L249 190L247 192L245 191L247 193L246 196H244L245 194H243V192H242L243 190H245ZM222 189H223V191H222ZM218 190H217V192H218ZM229 191L233 192L235 194V197L236 196H238V197L240 196L241 198L240 197L239 198L236 197L237 199L233 198L234 194L233 195H232V193L230 194ZM259 191L261 192V194H260ZM235 192H237V193H235ZM240 192H242V193H240ZM148 193H149L148 191L145 193L146 194L145 197L149 196ZM224 193H226L227 195L224 194ZM248 193H250V194H248ZM257 193L260 194V195H258ZM166 196L168 197V195H166ZM221 197L219 198L220 201H221ZM226 197H227V199L229 201H227ZM161 198H163V199H161ZM190 199H191V202H189ZM234 199L237 200V201H236V203L233 206V203L235 201ZM249 199H252V200H249ZM223 200H225V201H223ZM204 201H205V203H204ZM223 202H224V204H223ZM251 202H253V203H251ZM160 203H163V204H160ZM183 203H184V205H182ZM200 203H202V204H200ZM247 203L249 204V206L246 205ZM185 204H186V207L189 208V211H188V209L186 210V208L183 207V206H185ZM187 204H190V205L188 206ZM160 205H162V207L164 205L165 206L162 208ZM235 205L236 206L239 205L241 208L240 207L236 208ZM149 206H151V207H149ZM249 207H253L254 209L258 208V209H256L257 212L254 211L252 213L253 215L255 214L254 216L252 215L253 216L252 218L251 217L248 218V216H247V215H251L250 213H251V211H253V209L249 208ZM169 208H170V210H169ZM172 208H173V210H172ZM149 209H150V211L151 210L152 211L149 212ZM190 209H192V210H190ZM198 209H199V211H198ZM227 209H229V210L227 211ZM249 209H251L249 211L250 213L248 212ZM153 212L155 214H157V216L160 215V217L158 216L159 217L158 218L157 216H154ZM163 212H165L166 214L164 215ZM198 212H199L200 216L196 215V214H198ZM150 213H152L153 215H151ZM162 213H163V215L161 216ZM187 213H188V215L185 216ZM183 218H185V219H183ZM244 218H246V219L248 218L249 221H246V220L244 221ZM195 219H197L199 222L196 221ZM235 221H234V223H235ZM260 221L262 222V224H261ZM257 222H258V224H257ZM172 223L174 224V226H178V224L180 223L178 227H182V228H180L181 231L184 230V232L180 231L181 235L179 234V237H177V240H178L177 243L178 244L176 242H174L175 245L173 243H171V238L172 237H170V236H173V231L170 229L173 226ZM246 223H248V224H246ZM236 225L239 226L238 224H233L232 227L234 226V228H235ZM251 226H252V222H251ZM144 227L142 229H144ZM262 227H264V226H262ZM236 228H238V227H236ZM169 230L171 231V233H170ZM238 232H239V235H240L241 230L240 231H236L237 234H238ZM242 235H244V234H242ZM239 237H241V236H239ZM239 237L237 238L238 241H239V239L242 238V237L241 238H239ZM188 239H189V241H188ZM240 241H242V240H240ZM239 242H237V244ZM240 244L242 245L241 242H240ZM240 244H239V246L241 248ZM239 246H237V247L239 248ZM240 248L238 250H236V251H239L240 254L237 253V252H236V254H233L234 251L233 252H228V254L232 253L233 256L234 255L235 256H237V255L244 256L246 251L248 252V249L246 251L245 250L243 251L244 248H241L242 250ZM240 250L243 253L244 252L245 253L242 254ZM248 253H250V252H248ZM228 254H226L227 256L226 255L225 256L228 257ZM232 254H230V255L232 256ZM249 255L250 254L246 253V255L243 257L244 259L242 257L240 258L238 256L240 258L239 259L237 257L238 261H237V258L236 259H232L235 263H233L232 260L230 261V259H231L230 257H228V259L230 261V264L231 263L232 264H236L237 262H239L237 264H246V262L248 263V260L250 262V256ZM233 256H232V258H234ZM246 256H247V258H246ZM225 258H224L223 261H226L227 263L226 262L224 263L223 261H222V263L223 264H228L229 263L227 261L228 259L226 258L227 260H225ZM252 260H253V258H252ZM253 261L256 262V260H253ZM254 262H252V263H254Z\"/></svg>", "mask_w": 264, "mask_h": 264}]
</instances>
